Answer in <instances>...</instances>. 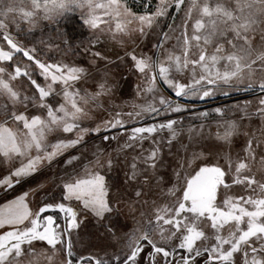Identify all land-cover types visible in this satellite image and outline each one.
I'll use <instances>...</instances> for the list:
<instances>
[{
	"label": "snow or ice",
	"instance_id": "1",
	"mask_svg": "<svg viewBox=\"0 0 264 264\" xmlns=\"http://www.w3.org/2000/svg\"><path fill=\"white\" fill-rule=\"evenodd\" d=\"M0 201V264H264V0H0Z\"/></svg>",
	"mask_w": 264,
	"mask_h": 264
},
{
	"label": "rangeland",
	"instance_id": "2",
	"mask_svg": "<svg viewBox=\"0 0 264 264\" xmlns=\"http://www.w3.org/2000/svg\"><path fill=\"white\" fill-rule=\"evenodd\" d=\"M71 25H68V31L71 33L72 32V28H70ZM124 92L127 93L128 95L125 97L127 99H131L132 98V95L134 94V89L132 88L131 85H128L126 84L124 86ZM235 99H244L243 96H238V97H234L233 99H226V98H222V97H218L216 100L214 101H211L209 102L208 104L206 105H203L205 107H212L214 106L216 103H226V104H230V103H233ZM199 104V102H197ZM2 202V201H0ZM85 230H88L91 228V225L90 224H86L84 226Z\"/></svg>",
	"mask_w": 264,
	"mask_h": 264
},
{
	"label": "trees",
	"instance_id": "3",
	"mask_svg": "<svg viewBox=\"0 0 264 264\" xmlns=\"http://www.w3.org/2000/svg\"><path fill=\"white\" fill-rule=\"evenodd\" d=\"M70 28H72V25L70 26Z\"/></svg>",
	"mask_w": 264,
	"mask_h": 264
}]
</instances>
